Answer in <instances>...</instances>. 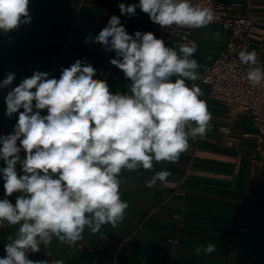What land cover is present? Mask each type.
I'll return each mask as SVG.
<instances>
[{
  "label": "clouds",
  "instance_id": "obj_1",
  "mask_svg": "<svg viewBox=\"0 0 264 264\" xmlns=\"http://www.w3.org/2000/svg\"><path fill=\"white\" fill-rule=\"evenodd\" d=\"M28 6L29 0H0V30L7 33L29 23ZM118 7L128 16L139 7L162 28L198 29L216 19L210 7L192 0H139ZM93 42L115 52L110 63L130 80L128 93L111 92L106 80L94 78L96 69L81 60L63 68L59 79L36 71L7 93L6 115H19L13 133L0 136L5 164L0 168L5 181L0 228L18 227L8 237L0 264H63L34 261L28 253L39 252L54 237L72 247L86 228L97 233L105 224L118 226L129 208L120 193L122 171L175 163L190 148V139H203L212 128L203 91L186 83L200 79V65L192 58L195 42L177 50L152 32L130 35L115 15ZM257 57L247 48L239 52L240 62L249 66L248 83L264 87V67ZM14 79L15 73H7L0 88ZM170 175L157 171L146 187L166 186ZM13 193H21L15 205L7 198ZM215 251L213 243L195 249L196 254Z\"/></svg>",
  "mask_w": 264,
  "mask_h": 264
},
{
  "label": "crops",
  "instance_id": "obj_2",
  "mask_svg": "<svg viewBox=\"0 0 264 264\" xmlns=\"http://www.w3.org/2000/svg\"><path fill=\"white\" fill-rule=\"evenodd\" d=\"M226 1L234 12L245 13L248 8L246 0ZM121 3L127 6L139 0H29L30 22L7 33L0 30V82L7 73H15L11 90L36 71L59 79L63 68L81 60L96 69L94 78L106 80L111 92L128 93L130 80L110 63L115 52L93 42L94 38L113 15L133 36L137 31L153 33L156 23L139 7L133 16L122 15ZM249 6L256 21L247 49L264 61V0H249ZM190 36L197 45L192 58L199 63L200 74L221 54L228 34L220 25L210 24L194 28ZM179 37L176 33L175 40ZM166 46L178 50L175 42ZM186 83L191 86L194 81ZM197 85L212 114V128L203 139L196 137L185 183L178 186L190 148L175 163L154 162L151 171L124 170L120 193L129 208L118 226L105 224L97 233L86 228L82 240L72 247L54 237L39 252H29V259L63 264H264V169L252 165L249 158L257 145L255 130L246 117L230 124L223 105L209 95V86ZM7 93H0V126L13 132L19 112L11 118L6 115ZM46 114L41 110V115ZM243 132L249 136H242ZM20 156L25 157L23 151ZM4 166L0 160V168ZM160 170L171 172L167 185L146 187ZM4 183L0 173V199L5 198ZM20 194L7 198L15 205ZM17 227L0 228V258ZM171 238L177 242H170ZM208 243L216 245L215 252L196 254L198 246Z\"/></svg>",
  "mask_w": 264,
  "mask_h": 264
},
{
  "label": "built area",
  "instance_id": "obj_3",
  "mask_svg": "<svg viewBox=\"0 0 264 264\" xmlns=\"http://www.w3.org/2000/svg\"><path fill=\"white\" fill-rule=\"evenodd\" d=\"M192 3L210 7L216 17L212 24L220 25L228 34V40L221 54L199 74L200 79L194 83L196 85L206 83L209 86V95L223 105L230 124L242 117L249 118L257 139L255 149L249 154L250 162L264 169V87H252L248 83L246 74L249 66L242 64L239 60V52L247 48L248 39L256 21L249 6V0H246L248 8L245 13L234 12L226 0H192ZM192 30L176 25L171 28H162L156 24L153 34L156 38L163 39L165 44L175 42L178 47L181 44L193 42L190 36ZM176 33L180 34L178 40H175ZM257 58L259 66L264 67V61ZM8 91H10L9 87L0 88V93ZM12 133L4 126H0V136ZM242 136L247 137L249 133L243 132ZM195 141L196 138L190 139L189 157L178 179V186L185 183L195 155ZM17 144L19 145V141ZM170 242L176 243L177 240L171 238Z\"/></svg>",
  "mask_w": 264,
  "mask_h": 264
}]
</instances>
